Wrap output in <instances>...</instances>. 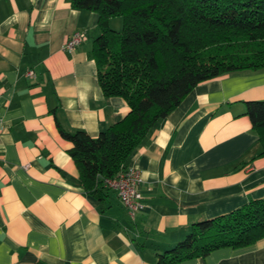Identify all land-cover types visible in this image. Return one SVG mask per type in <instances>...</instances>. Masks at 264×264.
I'll return each mask as SVG.
<instances>
[{
	"label": "crops",
	"instance_id": "obj_1",
	"mask_svg": "<svg viewBox=\"0 0 264 264\" xmlns=\"http://www.w3.org/2000/svg\"><path fill=\"white\" fill-rule=\"evenodd\" d=\"M78 30L88 38L66 50ZM99 33V13L71 0H0V264H157L194 222L264 198L245 113V101L264 100V68L200 82L152 128L127 160L142 178L134 215L113 189L86 192L58 124L97 136L129 111L100 85ZM176 264H264V238Z\"/></svg>",
	"mask_w": 264,
	"mask_h": 264
},
{
	"label": "trees",
	"instance_id": "obj_2",
	"mask_svg": "<svg viewBox=\"0 0 264 264\" xmlns=\"http://www.w3.org/2000/svg\"><path fill=\"white\" fill-rule=\"evenodd\" d=\"M99 13L92 56L106 96L129 106L120 120L91 136L65 130L85 191L104 199V180L128 158L200 82L244 69L264 68V0H71ZM123 18L121 30L113 17ZM264 155V100L245 101ZM264 238V198L196 221L184 238L157 253V264L206 256L220 247H243Z\"/></svg>",
	"mask_w": 264,
	"mask_h": 264
},
{
	"label": "built area",
	"instance_id": "obj_3",
	"mask_svg": "<svg viewBox=\"0 0 264 264\" xmlns=\"http://www.w3.org/2000/svg\"><path fill=\"white\" fill-rule=\"evenodd\" d=\"M87 38L86 31L78 30L69 37L65 44V49L73 51ZM31 73L33 72L30 71ZM141 181L139 170L135 167L127 166L121 169L116 176L106 178L104 185L115 190L125 208L130 214L134 215L144 207L143 195L139 189Z\"/></svg>",
	"mask_w": 264,
	"mask_h": 264
},
{
	"label": "rangeland",
	"instance_id": "obj_4",
	"mask_svg": "<svg viewBox=\"0 0 264 264\" xmlns=\"http://www.w3.org/2000/svg\"><path fill=\"white\" fill-rule=\"evenodd\" d=\"M116 18H117V20H119L121 22V26H120V29H119V30H121L122 27H123V18L121 16H118ZM112 26L115 27V24L113 23Z\"/></svg>",
	"mask_w": 264,
	"mask_h": 264
},
{
	"label": "clouds",
	"instance_id": "obj_5",
	"mask_svg": "<svg viewBox=\"0 0 264 264\" xmlns=\"http://www.w3.org/2000/svg\"><path fill=\"white\" fill-rule=\"evenodd\" d=\"M71 106H72L71 104L68 105L69 108H71Z\"/></svg>",
	"mask_w": 264,
	"mask_h": 264
}]
</instances>
